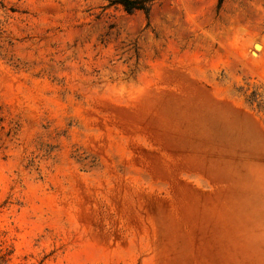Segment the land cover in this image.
Wrapping results in <instances>:
<instances>
[{
    "label": "rangeland",
    "instance_id": "374dc122",
    "mask_svg": "<svg viewBox=\"0 0 264 264\" xmlns=\"http://www.w3.org/2000/svg\"><path fill=\"white\" fill-rule=\"evenodd\" d=\"M109 3L0 0V262L264 264V0Z\"/></svg>",
    "mask_w": 264,
    "mask_h": 264
},
{
    "label": "trees",
    "instance_id": "16d2710c",
    "mask_svg": "<svg viewBox=\"0 0 264 264\" xmlns=\"http://www.w3.org/2000/svg\"><path fill=\"white\" fill-rule=\"evenodd\" d=\"M156 1L157 0H110L109 5L117 4L128 13L140 10L143 11L147 16H149L151 9ZM223 1L224 0H219L218 8L221 7ZM0 264L2 263L0 262Z\"/></svg>",
    "mask_w": 264,
    "mask_h": 264
},
{
    "label": "water",
    "instance_id": "95a60500",
    "mask_svg": "<svg viewBox=\"0 0 264 264\" xmlns=\"http://www.w3.org/2000/svg\"><path fill=\"white\" fill-rule=\"evenodd\" d=\"M257 45H258V43H255V44H254V48H256V47H257Z\"/></svg>",
    "mask_w": 264,
    "mask_h": 264
},
{
    "label": "bare ground",
    "instance_id": "6f19581e",
    "mask_svg": "<svg viewBox=\"0 0 264 264\" xmlns=\"http://www.w3.org/2000/svg\"><path fill=\"white\" fill-rule=\"evenodd\" d=\"M260 43H258L257 47H259Z\"/></svg>",
    "mask_w": 264,
    "mask_h": 264
}]
</instances>
